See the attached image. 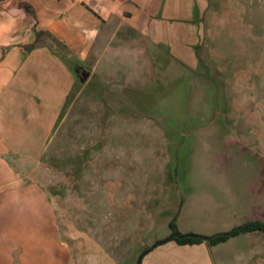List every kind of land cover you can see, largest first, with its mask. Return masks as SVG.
I'll return each mask as SVG.
<instances>
[{
	"label": "rangeland",
	"instance_id": "374dc122",
	"mask_svg": "<svg viewBox=\"0 0 264 264\" xmlns=\"http://www.w3.org/2000/svg\"><path fill=\"white\" fill-rule=\"evenodd\" d=\"M208 1L198 16L202 82L190 98L151 87L136 95L147 110L127 112L134 123L116 124L111 135L92 111L70 116L34 166L52 176L42 186L56 188L47 206L74 253L93 238L118 263L135 264L172 232L211 235L251 218L264 223V0ZM243 238L219 251L238 262L264 234Z\"/></svg>",
	"mask_w": 264,
	"mask_h": 264
},
{
	"label": "crops",
	"instance_id": "0c3cea01",
	"mask_svg": "<svg viewBox=\"0 0 264 264\" xmlns=\"http://www.w3.org/2000/svg\"><path fill=\"white\" fill-rule=\"evenodd\" d=\"M208 4L0 0V264H121L99 240L86 238V250L76 254L58 236L47 206L48 192L56 188H42L52 176L36 174L34 166L54 145L59 127L70 125V116L92 111L97 125L103 120L101 131L105 127L111 135L116 124L134 123L126 120L127 112L147 110L146 98L136 95L151 87L182 102L190 98L202 82L198 16ZM24 212L37 221L20 220ZM253 220L258 219L248 221ZM253 232L263 233H240L214 245L170 239L147 251L139 264H264V240L251 244L254 251L238 262L219 251Z\"/></svg>",
	"mask_w": 264,
	"mask_h": 264
},
{
	"label": "trees",
	"instance_id": "16d2710c",
	"mask_svg": "<svg viewBox=\"0 0 264 264\" xmlns=\"http://www.w3.org/2000/svg\"><path fill=\"white\" fill-rule=\"evenodd\" d=\"M174 230V228H173ZM250 231H261L264 233V223L258 220L248 221L241 225H239L236 228H233L229 234H220L216 235L210 239H208L206 242L210 245H214L216 243L225 241L227 238ZM181 234V233H180ZM172 240L176 241L179 244H192V243H199L202 242L201 238H193V237H172Z\"/></svg>",
	"mask_w": 264,
	"mask_h": 264
},
{
	"label": "water",
	"instance_id": "95a60500",
	"mask_svg": "<svg viewBox=\"0 0 264 264\" xmlns=\"http://www.w3.org/2000/svg\"><path fill=\"white\" fill-rule=\"evenodd\" d=\"M87 76V72H82L80 74V80L83 81V77H86ZM231 231L227 232V233H216V234H212V235H208V236H202V235H199V234H195V233H185V234H180L178 232H172L169 236H167L166 238L156 242L155 244H153L152 246L148 247L138 258V260L136 261L135 264H139L140 263V260L142 258V256L147 252L149 251L150 249H152L154 246H156L157 244H160V243H163L167 240H170L173 236L174 237H193V238H201L203 240H208L216 235H220V234H229Z\"/></svg>",
	"mask_w": 264,
	"mask_h": 264
}]
</instances>
